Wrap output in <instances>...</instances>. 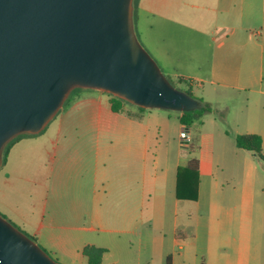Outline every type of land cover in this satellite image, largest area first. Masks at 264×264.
<instances>
[{"label":"crops","instance_id":"0c3cea01","mask_svg":"<svg viewBox=\"0 0 264 264\" xmlns=\"http://www.w3.org/2000/svg\"><path fill=\"white\" fill-rule=\"evenodd\" d=\"M135 27L173 79L238 97L234 123L261 135L264 153V0H135ZM208 103L232 127L234 108ZM123 108L113 110L109 93L82 88L43 136H22L0 166V212L63 264H88L86 246L106 249L101 264L107 254L108 264H120L116 251L127 256L136 245L139 253L155 247L175 264L184 255L174 252L186 237L180 228L190 224L191 213L180 218L181 208L194 202L198 214L208 213L210 233L250 262L249 243L263 232L264 189L247 182L226 188L216 178L207 185L199 157L198 199H179L178 169L194 153L183 160V149L166 135L174 117L182 128L181 113ZM233 140L235 153H255L238 147L236 135ZM197 143L199 154L203 140ZM239 165L245 179L256 173L255 164ZM168 219L170 238L155 231Z\"/></svg>","mask_w":264,"mask_h":264},{"label":"water","instance_id":"95a60500","mask_svg":"<svg viewBox=\"0 0 264 264\" xmlns=\"http://www.w3.org/2000/svg\"><path fill=\"white\" fill-rule=\"evenodd\" d=\"M76 88L145 109L192 111L140 41L135 0H0V166L8 143L41 133ZM0 264H63L0 213Z\"/></svg>","mask_w":264,"mask_h":264},{"label":"rangeland","instance_id":"374dc122","mask_svg":"<svg viewBox=\"0 0 264 264\" xmlns=\"http://www.w3.org/2000/svg\"><path fill=\"white\" fill-rule=\"evenodd\" d=\"M164 74L169 80L171 79L166 71H164ZM170 81L172 82V80ZM172 84L184 92L189 88L188 84L179 83L176 78H174ZM81 89L82 88H79V90L75 91L73 96L79 93ZM191 90L195 98H201L204 102L218 101L221 103L226 102L231 105L234 108L230 115L232 127L227 124L225 114L217 112L216 109H214V111L211 110V112H206L203 117L197 119L191 125L185 126L191 135V140L189 145L182 146L180 142V132L182 128L178 129L180 123L178 119L174 117L172 122L175 124V127L173 129L171 128L166 136L173 140V146L176 149H183V160L191 153L190 148L193 147L196 142H201V140H203V150L197 154L198 157H202L203 159V182L208 185L209 182H214L216 178L221 186L224 185L226 188L240 186L247 182L249 185L253 184L257 188L264 189V161L255 153H248L242 149H238V153L234 152L235 143L233 137L235 135L245 134L247 131L253 129L251 126H246L240 122L238 125L234 123L235 115H237L236 107H238L237 101L239 98L224 91L216 92L209 85L205 87H195L194 90ZM213 106L216 107V104L211 107ZM159 110H161V114H167L168 112L164 109ZM170 112L178 114L177 111ZM43 134L45 133H40L36 136H43ZM239 164H245L249 170H251L255 164L256 173L253 177L243 178L241 176V171H243V169H241L242 165ZM2 168L0 170H2ZM261 198L264 199V193ZM261 198L258 197V200ZM184 204H190L189 206L191 207L184 208L186 205H183L180 218L187 217L189 213H191L189 215L190 224L189 226H181L180 228L184 231L186 237L184 238L185 240L181 242L183 246L181 248L177 246L174 252L184 255L176 257L175 264H202L203 262L205 264H264V219L262 221L263 232L255 239L253 238L249 243L250 252L252 254L250 257L251 261H241L236 247L230 249L225 248L224 242L216 235L210 233L208 228V213L202 212V215L198 214L197 206L194 202H184ZM155 231L157 233H165L167 237L170 238L171 225L169 219L166 221V228L163 229V226L161 227L158 225ZM25 233L27 234L28 232ZM235 244H238V242H235ZM116 252L120 255V259H122L120 264H167L166 258L158 254L155 247L152 249H144L139 253L136 245L127 256H121V251ZM110 260H112V257L110 254H107L104 264H108Z\"/></svg>","mask_w":264,"mask_h":264},{"label":"trees","instance_id":"16d2710c","mask_svg":"<svg viewBox=\"0 0 264 264\" xmlns=\"http://www.w3.org/2000/svg\"><path fill=\"white\" fill-rule=\"evenodd\" d=\"M173 82V78L169 76ZM179 83H185L188 84L189 88L187 89L186 93L190 94L191 96L195 97L193 94L192 90L193 86L191 84V80L178 77L176 78ZM79 90L74 89L69 96V98L66 100L65 104L63 107L67 106L70 104L74 98L79 94L76 93L74 96L73 94L75 91ZM111 96V103H112V108L116 112H122L123 107L125 104H130L133 105L132 103L119 98L117 96H114L110 94ZM198 100L201 102V107L192 110V111H185L181 112V115L179 117V120L181 124H183L182 127H185L186 125H191L194 123L197 119L203 117V115L206 112H209L212 110V107L210 103L204 102L203 99L198 98ZM136 106V105H134ZM140 110H144V108H141L139 106H136ZM22 136L24 135H19L13 140H11L8 145L5 148L4 151V163L7 160L8 154L10 152L11 147L13 146L14 143H16ZM236 144L240 148H244L247 150L254 151L261 160L264 161V153H263V138L259 134H240L236 136ZM199 149V144L196 142V144L193 145V147L190 148V152L193 154L186 166H180L178 169L177 173V185H176V195L179 199H188V200H197L198 199V194H199V182H200V159L197 155ZM1 213V212H0ZM2 214V213H1ZM5 216L4 214H2ZM8 218L7 216H5ZM9 219V218H8ZM10 220V219H9ZM13 222L12 220H10ZM14 223V222H13ZM18 228H20L16 223H14ZM21 229V228H20ZM28 234V233H27ZM36 240V238L30 234H28ZM106 252V249L101 248V247H96V246H86L83 249V253L88 257V264H101L102 258L104 253ZM170 259V258H169ZM169 262V260H168Z\"/></svg>","mask_w":264,"mask_h":264},{"label":"built area","instance_id":"2783aa9c","mask_svg":"<svg viewBox=\"0 0 264 264\" xmlns=\"http://www.w3.org/2000/svg\"><path fill=\"white\" fill-rule=\"evenodd\" d=\"M180 140L182 146L189 145V142L191 140V135L186 127H182V130L180 132Z\"/></svg>","mask_w":264,"mask_h":264}]
</instances>
